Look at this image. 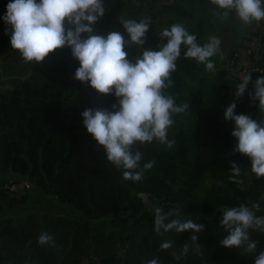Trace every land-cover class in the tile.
Returning <instances> with one entry per match:
<instances>
[{"label":"trees","instance_id":"16d2710c","mask_svg":"<svg viewBox=\"0 0 264 264\" xmlns=\"http://www.w3.org/2000/svg\"><path fill=\"white\" fill-rule=\"evenodd\" d=\"M10 2L0 0V264H117L120 248L125 249L122 264H147L153 258L159 264H254L255 256L264 251V233L250 232L258 242L254 254L220 245L227 235L220 227L225 208L259 204L256 214L264 215V177L252 171L248 156L234 153L235 122L226 121L223 113L236 102L237 115L264 120L259 102L249 98L252 84L242 98L235 97L241 80L234 75L245 67H239L238 55L254 38L264 46V20L254 22L226 56L218 75L223 80L227 73L232 75L230 84L219 83L204 64L186 59L181 47L170 77L173 86L164 93L172 95L177 105L187 103L188 111L175 115L168 129V139L175 142L172 148L157 140L134 146L133 151L143 153L141 168L155 161L142 180L134 182L122 180L123 169L107 161L104 149L83 125L86 109L112 111L117 98L101 95L74 78L80 64L68 47L44 60H50L55 71L43 62H25L11 48V27L4 21ZM103 4L105 16L93 25L95 34L120 31L130 41L121 18L149 20L145 44L126 46L132 62L145 49L158 51L160 33L176 23L196 35L197 43H207L206 9L199 6L187 7L178 0H103ZM261 75L264 72L251 73L253 81ZM233 162L240 168L238 176L231 173ZM23 180L30 187L18 191L7 187ZM156 207L165 213L178 209L184 219L205 225L196 234L202 255L194 245L181 255L183 245H191V231L155 232ZM42 232L54 237L55 248L39 245ZM165 241H172L173 248L162 250ZM173 252L181 258L177 260Z\"/></svg>","mask_w":264,"mask_h":264},{"label":"clouds","instance_id":"9594fccd","mask_svg":"<svg viewBox=\"0 0 264 264\" xmlns=\"http://www.w3.org/2000/svg\"><path fill=\"white\" fill-rule=\"evenodd\" d=\"M227 17L235 11L242 23L250 25L264 20V0H211ZM217 13H213L216 15ZM105 16L103 0H11L7 5L4 21L11 27V48L17 50L25 62H43L58 49L68 47L73 57L79 61L75 79L90 86L101 95H114L118 105L107 109H86L82 113L83 125L102 147L108 162L122 171L123 181L140 182L144 172L151 170L155 161H148L141 168L143 153L133 151L139 143H152L154 140L172 148L174 141L168 139V129L174 124V116L188 111V104L177 105L172 95L164 89L173 86L171 73L176 70V61L181 55V47L186 49V59H195L204 64L208 72L215 71L211 58L219 52L220 39L212 35L203 45L197 43V36L190 34L183 24L176 23L165 28L159 35L161 45L158 51L145 49L134 62L128 59L126 46H143L149 31V20L121 18V24L130 37L125 40L120 31H111L106 36L94 32L97 21ZM167 43H163L164 41ZM252 84L254 92H248L250 100L259 102L264 110V75L253 81L251 73L236 85L235 97L240 99ZM233 102L223 113L226 121H234L232 136L238 144L234 153L251 159L252 171L264 177V120H253L239 114ZM231 173L240 174V168L233 162ZM259 204L251 207L241 204L227 207L222 211L220 227L227 235L220 241L226 248H236L254 254L258 242L251 239L250 232L264 233V215L258 216ZM255 210V211H254ZM154 230L167 233L191 231V245L185 243L181 255L186 256L194 245L197 254L202 255L197 243L198 236L205 230L202 223L184 219L178 209L163 212L160 207L154 210ZM39 245L56 247L54 237L42 232ZM162 250L173 248L172 241L161 243ZM179 260L181 255L173 252ZM147 264H159L153 258ZM254 264H264V251L255 256Z\"/></svg>","mask_w":264,"mask_h":264},{"label":"rangeland","instance_id":"374dc122","mask_svg":"<svg viewBox=\"0 0 264 264\" xmlns=\"http://www.w3.org/2000/svg\"><path fill=\"white\" fill-rule=\"evenodd\" d=\"M178 2L187 7L199 6L203 9H206L204 13L207 16V20L204 22L203 27L206 30L207 42L209 41V37L212 35L217 36L221 41L219 46V52L211 58L212 62L215 65L214 73L219 78L218 74L226 65V56L229 54L230 50H233L238 47L241 42L242 35L246 30L251 29V27L254 25V22L250 25L242 23L235 11H230L227 17L219 15L223 14L225 10L220 9L217 5L213 4L211 0H202V2H199L198 0H178ZM214 12L217 14L213 15ZM49 62L51 61H43V64L47 65V67L50 68L51 71H55L56 66H49ZM232 77V75L230 76L229 73H227L224 79L225 81H227L224 82L222 78H219L218 82L230 84L234 82ZM238 186L240 188L245 187L242 184H239ZM211 189H214L215 193L217 194V188L215 186H212ZM206 196H208V194ZM211 197L212 195H210V198ZM119 218H121V216ZM128 219L133 221L135 218L129 217ZM106 222L110 224L111 220H106ZM124 251V248L119 249L117 264H122Z\"/></svg>","mask_w":264,"mask_h":264},{"label":"built area","instance_id":"2783aa9c","mask_svg":"<svg viewBox=\"0 0 264 264\" xmlns=\"http://www.w3.org/2000/svg\"><path fill=\"white\" fill-rule=\"evenodd\" d=\"M238 56L242 60L239 67L245 66L234 74L239 80H242L246 75L252 72H264V46L261 45L257 38H254L250 43V47L241 52ZM258 60L259 62H257ZM30 185L29 181L23 180L21 182L11 183L7 187L11 191H18L30 187Z\"/></svg>","mask_w":264,"mask_h":264},{"label":"water","instance_id":"95a60500","mask_svg":"<svg viewBox=\"0 0 264 264\" xmlns=\"http://www.w3.org/2000/svg\"><path fill=\"white\" fill-rule=\"evenodd\" d=\"M148 205H149V203H148Z\"/></svg>","mask_w":264,"mask_h":264}]
</instances>
